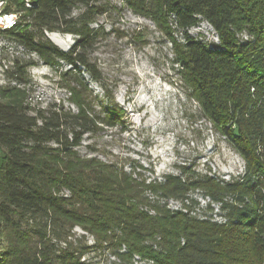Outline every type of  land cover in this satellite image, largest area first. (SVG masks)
I'll return each mask as SVG.
<instances>
[{"label":"trees","instance_id":"obj_1","mask_svg":"<svg viewBox=\"0 0 264 264\" xmlns=\"http://www.w3.org/2000/svg\"><path fill=\"white\" fill-rule=\"evenodd\" d=\"M17 22L0 31L45 65L65 63V73L88 93L86 73L104 91L74 101L77 111L28 103L26 70L14 60L0 85V264H88L84 256L108 251L120 262L151 264H264V0H127L150 15L169 38L172 63L182 71L201 113L244 160L229 181L181 167L161 182H138L121 168L81 157L76 149L99 124L115 126L122 112L90 54L103 37L97 18L108 0H0ZM201 21L217 35L208 44L189 30ZM47 32L75 37L69 50ZM246 37V39H243ZM77 94V93H76ZM200 190L219 206H200ZM153 198H150V197ZM181 208L172 210L167 201ZM214 217H221L218 222ZM79 228L92 237L89 245Z\"/></svg>","mask_w":264,"mask_h":264},{"label":"rangeland","instance_id":"obj_2","mask_svg":"<svg viewBox=\"0 0 264 264\" xmlns=\"http://www.w3.org/2000/svg\"><path fill=\"white\" fill-rule=\"evenodd\" d=\"M108 2L112 7L93 26H101L104 35L91 51L90 59L101 72L105 87L112 92L122 118L115 126L99 124L95 134L85 135L76 149L78 154L121 168L145 184L161 182L165 175H180L181 167L222 181L242 175L244 160L201 113L180 67L172 63L171 40L150 15L132 8L127 0ZM189 34L208 44L217 43V35L204 21L190 29ZM45 36L64 51L76 39L56 32H47ZM16 59L24 65L29 59L33 62L26 70L28 84L23 87L28 91L32 108L56 105L76 112L78 107L74 101L81 100L87 107L97 98L91 109L103 115L102 108L107 104L104 91L86 73L82 77L89 92L80 95L74 80L64 75L70 68L67 64L45 65L36 55L27 54L2 34L1 86L9 85L4 73ZM1 157L0 152V164ZM190 196L200 206L209 203L214 215L220 213L219 206L204 197L202 191L197 190ZM166 203L172 210L181 208L175 200ZM214 218L223 222L221 217ZM74 233L76 237L84 235L89 245L94 243L81 229L75 228ZM84 260L88 264H125L108 251L91 252ZM131 264L151 263L134 257Z\"/></svg>","mask_w":264,"mask_h":264},{"label":"built area","instance_id":"obj_3","mask_svg":"<svg viewBox=\"0 0 264 264\" xmlns=\"http://www.w3.org/2000/svg\"><path fill=\"white\" fill-rule=\"evenodd\" d=\"M6 1H0V31H6L14 27L17 22V16L15 14L3 13Z\"/></svg>","mask_w":264,"mask_h":264}]
</instances>
